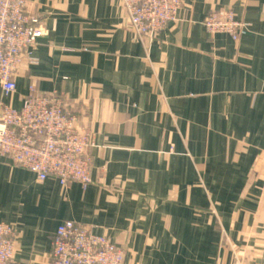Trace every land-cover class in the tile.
<instances>
[{"label": "crops", "instance_id": "crops-1", "mask_svg": "<svg viewBox=\"0 0 264 264\" xmlns=\"http://www.w3.org/2000/svg\"><path fill=\"white\" fill-rule=\"evenodd\" d=\"M25 1L44 34L5 101L19 107L30 85L63 94L93 134L91 183L40 182L1 159L9 264H50L67 220L108 236L126 264H264V0H182L143 37L121 0ZM212 9L245 24L238 40L206 32Z\"/></svg>", "mask_w": 264, "mask_h": 264}, {"label": "built area", "instance_id": "built-area-1", "mask_svg": "<svg viewBox=\"0 0 264 264\" xmlns=\"http://www.w3.org/2000/svg\"><path fill=\"white\" fill-rule=\"evenodd\" d=\"M130 29L139 37L152 36L174 21L182 0H121ZM206 31L227 33L236 41L241 26L207 14ZM241 30V31H240ZM44 34L41 19L27 11L25 0H0V160L33 172L40 182L56 178L61 185L91 183L88 146L90 133L66 108L63 94H39L33 85L19 107L6 103L16 89L14 76L29 47ZM32 62V59H30ZM15 253L14 229L0 222V264ZM50 264H126L123 248L106 235L67 220L58 225L50 251Z\"/></svg>", "mask_w": 264, "mask_h": 264}, {"label": "rangeland", "instance_id": "rangeland-1", "mask_svg": "<svg viewBox=\"0 0 264 264\" xmlns=\"http://www.w3.org/2000/svg\"><path fill=\"white\" fill-rule=\"evenodd\" d=\"M209 13H211V14H217L218 16H219V20L220 21H222V22H224V23H229L230 22V20H229V16H226L227 14H229V13H232V15H233V20L234 21H236V22H238L239 23V25L241 26V29H242V33L240 34V35H242L244 32H245V28H246V26H245V24L242 22V21H240V20H238V19H236V17H235V15H234V12L231 10V9H212V10H209L207 13H206V15L204 16V18H203V20H202V25L204 26V29L206 30V26H205V18L206 17H208L207 16V14H209ZM241 31V30H240ZM207 32V31H206ZM208 33V32H207ZM221 33H224V32H221ZM209 34V33H208ZM215 34V33H214ZM214 34H212V35H214ZM217 34V33H216ZM225 34H227V33H225ZM227 35H229V34H227ZM230 36V35H229ZM231 37V36H230ZM238 40V39H237ZM78 120H79V118H78ZM79 124L82 126V128H84V129H86L89 133H90V136H91V138H92V144H93V134H92V132H91V130L87 127V126H85V125H82L81 123H80V120H79ZM90 146H88V148H89ZM87 148V149H88Z\"/></svg>", "mask_w": 264, "mask_h": 264}]
</instances>
